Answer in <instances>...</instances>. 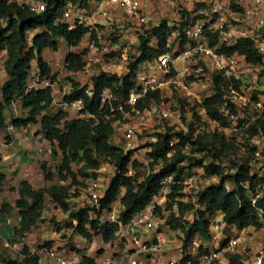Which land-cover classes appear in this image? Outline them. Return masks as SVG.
I'll return each mask as SVG.
<instances>
[{
	"label": "clouds",
	"instance_id": "1",
	"mask_svg": "<svg viewBox=\"0 0 264 264\" xmlns=\"http://www.w3.org/2000/svg\"><path fill=\"white\" fill-rule=\"evenodd\" d=\"M0 220V264H264V0H0Z\"/></svg>",
	"mask_w": 264,
	"mask_h": 264
},
{
	"label": "rangeland",
	"instance_id": "2",
	"mask_svg": "<svg viewBox=\"0 0 264 264\" xmlns=\"http://www.w3.org/2000/svg\"><path fill=\"white\" fill-rule=\"evenodd\" d=\"M52 158L55 159V155H53V153H52ZM25 160L26 161L28 160L27 156H25ZM28 162L32 163L33 161H28ZM11 231H14L12 224L11 223H4L2 220H0V236L7 238Z\"/></svg>",
	"mask_w": 264,
	"mask_h": 264
},
{
	"label": "trees",
	"instance_id": "3",
	"mask_svg": "<svg viewBox=\"0 0 264 264\" xmlns=\"http://www.w3.org/2000/svg\"><path fill=\"white\" fill-rule=\"evenodd\" d=\"M52 153H53V155H55V156H56V153H55V151H53ZM61 166H63V161H62V163H61Z\"/></svg>",
	"mask_w": 264,
	"mask_h": 264
}]
</instances>
